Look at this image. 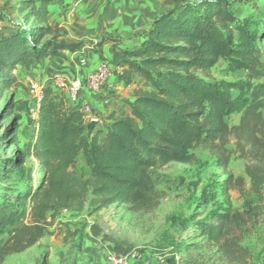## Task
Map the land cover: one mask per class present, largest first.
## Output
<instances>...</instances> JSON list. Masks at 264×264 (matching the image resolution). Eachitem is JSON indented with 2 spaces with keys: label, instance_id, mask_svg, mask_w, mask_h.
I'll return each instance as SVG.
<instances>
[{
  "label": "trees",
  "instance_id": "trees-1",
  "mask_svg": "<svg viewBox=\"0 0 264 264\" xmlns=\"http://www.w3.org/2000/svg\"><path fill=\"white\" fill-rule=\"evenodd\" d=\"M51 1H21L18 10L34 23H11L0 32V92L10 87L11 73L26 59L62 57L63 51L74 52L82 45L61 39L50 23ZM105 41L112 49L113 66L121 68L118 80L133 84L128 112L113 117L100 140L101 131L88 128L90 121L80 106L69 105L51 84L43 89L32 134L19 152L36 162L37 180L28 177L12 198L0 193V233L10 230L7 243L13 242L1 255L26 250L48 234L63 211H80L86 204L89 213L117 204H126L134 213L153 212L164 192L150 172L168 163H192L191 149L200 143L224 171L232 154L244 162L248 188L242 177L230 174L222 187L253 196L256 202L247 203L242 212L223 210L194 223L195 231L216 244L223 256L240 261V232L251 211H259L264 203V83L252 85L264 78V3L237 21L224 0H182L154 18L135 48H121V41L111 36L93 48ZM220 58L226 59L229 70L244 71L245 79H212L210 70ZM232 89L247 90L248 101L234 98ZM233 110L240 116L228 125L225 116ZM92 114L97 116L91 109ZM80 156L87 178L71 169ZM24 207L27 221L16 223Z\"/></svg>",
  "mask_w": 264,
  "mask_h": 264
},
{
  "label": "rangeland",
  "instance_id": "rangeland-1",
  "mask_svg": "<svg viewBox=\"0 0 264 264\" xmlns=\"http://www.w3.org/2000/svg\"><path fill=\"white\" fill-rule=\"evenodd\" d=\"M21 1L24 0H0L1 33L8 30L11 23L26 27L34 23L31 19L25 20V11L18 10ZM76 1L81 3V0ZM171 1L173 3L168 5L163 0H90L79 6L100 7L105 15L112 16H124L128 7L134 6L140 7V11L148 8L157 15L182 0ZM224 1L237 21L254 13L255 6L261 8L264 3V0ZM108 36L115 38L117 32L112 30ZM244 73L229 70L226 59L220 58L210 70V77L225 83L238 82L245 79ZM56 74L42 70L33 61L20 63L11 73L10 87L0 92V193L6 198L23 190L28 177L34 183L37 180L36 162L19 153L32 134L37 110L38 94L31 84L48 87ZM260 83H264V78L252 81V85ZM230 92L240 101L249 99L247 90ZM239 116L240 111L233 110L225 116V121L228 125L236 124ZM228 148H233L231 143ZM191 153L195 156L192 163H168L150 172L157 188L164 192L153 212L134 213L126 204H117L89 213L86 204L71 216L56 217L48 234L31 247L2 256L4 247L13 244L7 243L11 232L5 230L0 233V264H107L106 253L112 249L136 251L138 259L131 264H264V203L259 211H251L240 232V261H230L223 256L216 244L205 240L194 228L195 221L213 218L223 210L242 212L247 203L256 202L253 196L222 187L230 174L233 178L242 177L244 189L248 188L243 160L232 154L224 171L202 144H195ZM71 169L82 178L88 176L82 156ZM27 213L26 207L22 208L16 223L26 222ZM93 230L98 234L94 235Z\"/></svg>",
  "mask_w": 264,
  "mask_h": 264
},
{
  "label": "crops",
  "instance_id": "crops-1",
  "mask_svg": "<svg viewBox=\"0 0 264 264\" xmlns=\"http://www.w3.org/2000/svg\"><path fill=\"white\" fill-rule=\"evenodd\" d=\"M79 3L76 0H52L49 11L50 23L59 29L61 39L68 43L82 41V45L74 52L63 51L62 57L48 58L49 55H46L39 60L28 58L24 62L33 61L50 74L56 72L68 78L75 76L86 78L95 72L101 62L106 63L111 73L100 89L96 92L85 90L80 97L81 103L88 104L97 115V121L92 127L94 131H101L99 139L102 140L104 130L111 119L128 112L126 100H132L133 84L126 85L118 80L116 74L119 67L113 66L111 62L112 49L108 41L99 48H93V45L102 37H107L113 30L117 32L115 38L121 41V48H135L158 14H153L148 8L140 11V7L131 6L128 7L126 15L112 16L105 15L100 11V7L89 9L86 5L85 8H81ZM82 3L84 2L81 1V6ZM132 78L140 80L137 75H133ZM91 122L90 120L89 124ZM77 210L63 211L62 217L71 216L72 212Z\"/></svg>",
  "mask_w": 264,
  "mask_h": 264
},
{
  "label": "built area",
  "instance_id": "built-area-1",
  "mask_svg": "<svg viewBox=\"0 0 264 264\" xmlns=\"http://www.w3.org/2000/svg\"><path fill=\"white\" fill-rule=\"evenodd\" d=\"M121 71V68H118ZM111 73L109 66L101 62L95 72L89 74L86 78L75 76L68 78L61 75H54L51 85L54 91L63 96L65 101L71 106H80L89 121H97V116L91 115V107L86 103H81V94L87 90L96 92L101 85L106 81V78ZM31 87L37 91L38 105L41 98L43 85L31 84ZM138 259V253L134 250H110L106 253L107 264H131Z\"/></svg>",
  "mask_w": 264,
  "mask_h": 264
},
{
  "label": "water",
  "instance_id": "water-1",
  "mask_svg": "<svg viewBox=\"0 0 264 264\" xmlns=\"http://www.w3.org/2000/svg\"><path fill=\"white\" fill-rule=\"evenodd\" d=\"M95 121H92L89 125L88 128H91L94 125Z\"/></svg>",
  "mask_w": 264,
  "mask_h": 264
}]
</instances>
